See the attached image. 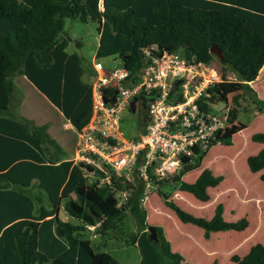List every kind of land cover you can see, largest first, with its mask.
<instances>
[{
    "label": "trees",
    "instance_id": "16d2710c",
    "mask_svg": "<svg viewBox=\"0 0 264 264\" xmlns=\"http://www.w3.org/2000/svg\"><path fill=\"white\" fill-rule=\"evenodd\" d=\"M66 19L96 23L95 57H116L132 74L141 67L145 48L155 46L159 53L182 50L188 58L211 62L216 56L209 50L215 45L222 52L221 64L238 80L239 92L231 97L233 106L227 114L232 125L246 94L264 116V101L250 87L264 65V0H0V264H118L109 254L95 252L83 233L87 226H98L99 239L111 237L109 233L118 230L128 215L137 221L138 231L130 241L139 250V264H185L171 252L162 228L155 227L156 239H150L146 211L140 206L143 190L136 186L141 183L145 188L137 174L140 159L132 182L118 185L112 176V188L99 179L89 184L92 167L70 161L50 138L47 125H34L10 111L16 80L30 102L38 100L61 115L74 133L89 122L91 84L82 81L80 56L66 52ZM229 89L228 82L217 84L206 91L205 99L227 105ZM104 92L112 95L104 101L113 102L116 91ZM201 108L208 110L204 104ZM129 111L136 113L133 105ZM246 126L241 125L242 130ZM233 136L230 128L220 131L188 165L199 168L210 148L231 146ZM250 140L264 145V133L253 134ZM246 164L250 173L262 172L259 180L264 182V148L247 157ZM222 180L203 169L193 183L180 177L172 182L178 191L207 202V189ZM122 189L130 195L119 206L114 192ZM160 197L181 223L202 229L206 240L212 233L242 232L248 226L245 219L225 222L221 204L210 220H204L179 209L167 195ZM61 210L80 224L61 219ZM230 261L264 264V241Z\"/></svg>",
    "mask_w": 264,
    "mask_h": 264
},
{
    "label": "rangeland",
    "instance_id": "374dc122",
    "mask_svg": "<svg viewBox=\"0 0 264 264\" xmlns=\"http://www.w3.org/2000/svg\"><path fill=\"white\" fill-rule=\"evenodd\" d=\"M98 25L94 22L82 23L79 20L66 19L64 22V36L69 43L66 49L68 54L76 53L80 56L84 70L83 80L93 83L94 72L92 65L99 62L107 70L121 66V61L116 57H95L99 37ZM213 68L221 75H230L232 80L228 93V103L218 104L216 111L226 112V107H232L231 97L239 92L236 85L237 78L231 71L223 66L217 58L211 61ZM263 70V69H262ZM261 70V71H262ZM264 74L258 76L253 90L261 93L264 97ZM22 82L14 81L16 90L11 102V113L19 119H26L34 125L45 124L47 132L56 143H62L67 158L70 160L74 154L76 134L70 129V125L57 113L47 109L38 100L29 101L28 95L23 89ZM24 83V82H23ZM258 96V94H257ZM259 97V96H258ZM264 101V99H261ZM239 116L236 122L228 125L234 131L232 145L224 146L217 144L207 153L201 166L195 170L184 171L180 169L173 174H166L161 178L152 177L150 187L144 188L141 183L136 186L139 191L142 187V198L140 206L146 211V224L148 226L162 228L172 253L181 256L185 264H211L214 260L218 264H233L232 256L244 257L249 249L264 241V182L259 180V174L250 173L247 168L246 159L258 152L256 143L250 140L251 135L264 133V116L256 112L251 103V96L246 94L239 101ZM144 109H138L135 114L123 112L121 114V127L124 136L128 139L134 138L140 131L144 130L146 121ZM220 113V116L221 114ZM241 125H247L246 129ZM67 142V145H63ZM203 169H208L216 176L223 178L222 182L215 188H210L207 193L209 200L200 202L192 195L177 190V185L172 182L174 177H180L184 182H191ZM108 171L110 176L122 177L112 170ZM99 177L88 178L91 184ZM100 181V179H99ZM134 188V185L133 187ZM35 193V190H33ZM161 193L168 196L179 209L187 214L210 220L218 204L223 207L225 222H236L245 219L247 228L242 232L226 231L212 233L208 240L204 239L203 230L191 225L181 223L176 215L164 206ZM118 203V201H117ZM61 219L71 224H80L69 218L62 210ZM98 226H87L83 236L91 243L93 250L97 253L109 254L118 264H139L140 254L138 248L130 241V235L138 231L137 221L133 215H128L119 229L109 233L107 238L98 239Z\"/></svg>",
    "mask_w": 264,
    "mask_h": 264
},
{
    "label": "built area",
    "instance_id": "2783aa9c",
    "mask_svg": "<svg viewBox=\"0 0 264 264\" xmlns=\"http://www.w3.org/2000/svg\"><path fill=\"white\" fill-rule=\"evenodd\" d=\"M143 63L133 74L122 65L107 71L101 63L92 65V109L89 122L76 134L74 164L90 166L100 184L111 188L132 182L138 160L137 174L150 187L152 177L173 174L191 163L195 156L207 150L219 132L228 127L226 112L216 111L218 104L205 99L206 91L217 84L231 82L230 75H221L211 62L188 58L182 50L159 53L152 46L142 50ZM236 80V77H233ZM115 90L114 101L104 90ZM201 104L208 110L201 108ZM144 109L146 126L134 138L124 136L121 114ZM220 113L221 116H220ZM96 172L101 173L96 175ZM118 205H123L130 193L114 192Z\"/></svg>",
    "mask_w": 264,
    "mask_h": 264
},
{
    "label": "water",
    "instance_id": "95a60500",
    "mask_svg": "<svg viewBox=\"0 0 264 264\" xmlns=\"http://www.w3.org/2000/svg\"><path fill=\"white\" fill-rule=\"evenodd\" d=\"M209 52H210L212 55H215L216 58L218 59V61H219L220 63H222V61H223L222 52H221L220 50H218V48H217L215 45L211 46ZM191 169H193V165H186V166L183 167V170H184L185 172H186V171H189V170H191ZM148 231L150 232V239H152V240H153V239H156V236H155V227H153V226H149ZM98 239H99V238H98Z\"/></svg>",
    "mask_w": 264,
    "mask_h": 264
},
{
    "label": "crops",
    "instance_id": "0c3cea01",
    "mask_svg": "<svg viewBox=\"0 0 264 264\" xmlns=\"http://www.w3.org/2000/svg\"><path fill=\"white\" fill-rule=\"evenodd\" d=\"M263 69V70H262ZM262 70V71H261ZM261 70H260V72H259V74H258V76L259 75H261V73L263 72V74H264V65H263V67L261 68ZM83 75H84V73H83ZM258 78V77H257ZM263 78H264V76H263ZM257 80V79H256ZM82 81L84 82V83H86L84 80H83V76H82ZM256 82V81H255ZM254 82V83H255ZM254 83H252V84H250V87L253 89L254 88ZM89 84V83H88ZM255 90V89H254ZM256 93V92H255ZM258 94V98H260V99H264V97L262 96V94L261 93H259V92H257L256 93V95ZM61 118H63L61 115H59ZM247 127V126H246ZM72 127L70 126V129H71ZM246 129V128H245ZM252 136V135H251ZM257 144V146H258V152L260 151V150H262L263 148H264V145L263 144H260V143H256ZM58 145L60 146V145H62V143L60 144V143H58ZM63 145H67V142H64L63 143ZM61 148H63L62 146H60ZM64 149V148H63ZM211 149V148H210ZM257 152V153H258ZM256 155V154H255ZM202 171V170H201ZM201 171L195 176V178L191 181V182H189V183H193L196 179H197V177L200 175V173H201ZM260 172H258V173H256V174H259ZM188 183V182H187ZM210 188H208L207 189V191L209 190ZM214 214V213H213ZM224 215V212H223V214H222V216Z\"/></svg>",
    "mask_w": 264,
    "mask_h": 264
}]
</instances>
